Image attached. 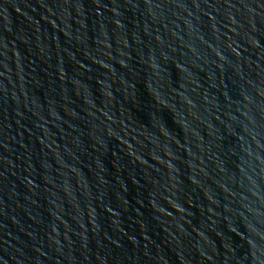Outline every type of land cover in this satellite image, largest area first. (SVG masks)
I'll return each mask as SVG.
<instances>
[{"label":"water","instance_id":"95a60500","mask_svg":"<svg viewBox=\"0 0 264 264\" xmlns=\"http://www.w3.org/2000/svg\"><path fill=\"white\" fill-rule=\"evenodd\" d=\"M0 264H264V0H0Z\"/></svg>","mask_w":264,"mask_h":264}]
</instances>
